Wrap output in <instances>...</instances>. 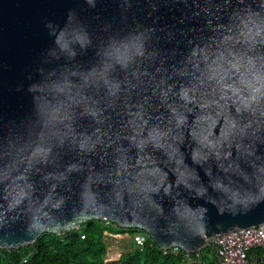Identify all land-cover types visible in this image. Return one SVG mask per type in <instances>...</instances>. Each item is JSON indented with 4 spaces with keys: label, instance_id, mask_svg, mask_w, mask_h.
<instances>
[{
    "label": "water",
    "instance_id": "water-1",
    "mask_svg": "<svg viewBox=\"0 0 264 264\" xmlns=\"http://www.w3.org/2000/svg\"><path fill=\"white\" fill-rule=\"evenodd\" d=\"M104 219L264 223V0H0V249Z\"/></svg>",
    "mask_w": 264,
    "mask_h": 264
},
{
    "label": "trees",
    "instance_id": "trees-1",
    "mask_svg": "<svg viewBox=\"0 0 264 264\" xmlns=\"http://www.w3.org/2000/svg\"><path fill=\"white\" fill-rule=\"evenodd\" d=\"M118 226H104L102 221L92 220L83 223L80 229L62 235L42 233L33 244L17 249H0V264H201L189 263L179 255H165L158 245L145 233L141 248L133 247L123 252L117 260L105 262L107 242L103 232H141L136 229L115 230ZM121 228V227H119ZM143 232V231H142ZM84 234V238L81 235ZM207 254L203 261L213 260V251L206 246ZM249 264H264V251L253 248L247 252Z\"/></svg>",
    "mask_w": 264,
    "mask_h": 264
},
{
    "label": "built area",
    "instance_id": "built-area-1",
    "mask_svg": "<svg viewBox=\"0 0 264 264\" xmlns=\"http://www.w3.org/2000/svg\"><path fill=\"white\" fill-rule=\"evenodd\" d=\"M103 225L108 227L112 225V221L104 219ZM106 239H112L116 241L121 235H127L131 237L133 244L136 247L141 248L145 242L146 235L144 232H135L132 235L128 233H114L108 230L103 232ZM84 238V234L81 235ZM215 246L214 261H203L202 249L194 252H187L177 246L171 248L160 249L165 255H179L181 254L184 260L189 263H201V264H249L247 252L253 248H260L264 251V223L251 228H239L234 229L223 234H220L213 239ZM111 243L107 242V253L105 256V262H112L117 260L121 254L116 252H110L109 246Z\"/></svg>",
    "mask_w": 264,
    "mask_h": 264
},
{
    "label": "rangeland",
    "instance_id": "rangeland-1",
    "mask_svg": "<svg viewBox=\"0 0 264 264\" xmlns=\"http://www.w3.org/2000/svg\"><path fill=\"white\" fill-rule=\"evenodd\" d=\"M114 229L117 231H120V232L124 231V229L119 228V227L114 228ZM132 243L133 242H132L130 236L121 235L119 238L116 239L115 242H113V245L110 244L109 251L110 252H116L114 256L118 257L117 254H122L123 252L130 250L133 247ZM206 249H207L206 247L202 249V253L204 256L208 255Z\"/></svg>",
    "mask_w": 264,
    "mask_h": 264
},
{
    "label": "crops",
    "instance_id": "crops-1",
    "mask_svg": "<svg viewBox=\"0 0 264 264\" xmlns=\"http://www.w3.org/2000/svg\"><path fill=\"white\" fill-rule=\"evenodd\" d=\"M106 242L111 243V245H113V242H115V241L112 239H106Z\"/></svg>",
    "mask_w": 264,
    "mask_h": 264
},
{
    "label": "clouds",
    "instance_id": "clouds-1",
    "mask_svg": "<svg viewBox=\"0 0 264 264\" xmlns=\"http://www.w3.org/2000/svg\"><path fill=\"white\" fill-rule=\"evenodd\" d=\"M88 2L91 4L92 3V0H88ZM94 6V5H93Z\"/></svg>",
    "mask_w": 264,
    "mask_h": 264
}]
</instances>
